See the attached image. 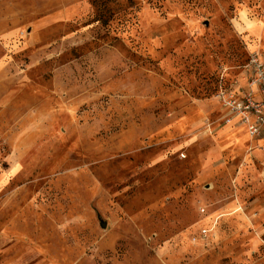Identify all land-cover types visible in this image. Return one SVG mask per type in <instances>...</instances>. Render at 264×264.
Wrapping results in <instances>:
<instances>
[{"label":"rangeland","instance_id":"rangeland-1","mask_svg":"<svg viewBox=\"0 0 264 264\" xmlns=\"http://www.w3.org/2000/svg\"><path fill=\"white\" fill-rule=\"evenodd\" d=\"M264 0H0V264H264L252 91ZM251 26V27H250Z\"/></svg>","mask_w":264,"mask_h":264},{"label":"built area","instance_id":"built-area-1","mask_svg":"<svg viewBox=\"0 0 264 264\" xmlns=\"http://www.w3.org/2000/svg\"><path fill=\"white\" fill-rule=\"evenodd\" d=\"M248 67L253 72V79L249 85L256 86L262 98L256 100L252 91L238 97L234 91L226 89H221L219 96L225 106L244 119L252 134L260 135L264 133V60L254 53Z\"/></svg>","mask_w":264,"mask_h":264},{"label":"crops","instance_id":"crops-1","mask_svg":"<svg viewBox=\"0 0 264 264\" xmlns=\"http://www.w3.org/2000/svg\"><path fill=\"white\" fill-rule=\"evenodd\" d=\"M251 31H252V33L259 35V37L261 36V38L264 34L263 33V27L262 26L260 27V25H255L254 27H252ZM5 57H6V48H5L4 44L0 41V68H1L2 64L5 63ZM254 97L256 100H260L262 98V94L260 92L257 94V92H256L254 94Z\"/></svg>","mask_w":264,"mask_h":264}]
</instances>
